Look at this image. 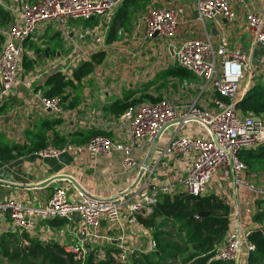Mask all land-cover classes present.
I'll return each mask as SVG.
<instances>
[{
	"label": "built area",
	"instance_id": "obj_1",
	"mask_svg": "<svg viewBox=\"0 0 264 264\" xmlns=\"http://www.w3.org/2000/svg\"><path fill=\"white\" fill-rule=\"evenodd\" d=\"M120 1L21 0L12 9L4 7L14 18L0 49V105L19 83L20 58L25 40L48 25L59 27L62 34L68 36L71 31L69 22L91 17L109 18ZM247 3V0H195L192 10L195 17L192 20L204 29L208 21L220 23L223 18L232 22L237 18L234 5L241 6L247 29L254 39L249 52L230 48L224 41L215 45L206 31L200 36L181 35L180 27L186 19L184 8L179 5H148L134 24V35H139L145 42L164 41L167 50L172 53L173 64L199 79L202 93L210 91L205 100L207 109L197 108L195 100L180 103L163 99L130 105L119 118L124 135L121 140L94 135L84 144L63 147L47 144L37 152L41 157L55 159L69 153L80 155L88 152L109 157L119 152L123 166L132 167L135 165L131 156L134 147L143 140H152L163 125L178 119L182 120L179 126L197 122L203 127V136L175 133L159 157V160H181L185 169L180 177L159 183L160 163L151 161L146 168L143 164L139 165L140 177L132 187L114 196L98 197L77 192V197L73 198L69 195V186L62 184L55 187L46 201L39 205L28 204L20 198L0 199V214L8 216L12 231L38 238L39 224L47 219L61 218L65 222L59 227L68 239L58 243L79 264H84L91 253L98 260L110 256L117 263L130 264L136 253L156 250L151 229L138 223L136 216L150 213L160 194L203 195L211 177L217 175L232 186L234 194L245 191L253 198L264 199V186L246 177V164L238 155L243 149L264 144V112L243 114L237 107L242 98V82L247 80L251 83L259 74L258 70L264 68V8L256 12ZM72 32L75 38H83L89 31ZM255 46L262 51L260 64L255 63ZM40 101L54 115L62 112L60 96L40 97ZM193 117L200 120H193ZM136 228L140 232H136ZM133 233L139 237V242H131L129 234ZM246 233L239 226L236 237L220 244L216 257L235 261L244 248L248 253L254 246L247 240ZM100 245L106 248L97 247Z\"/></svg>",
	"mask_w": 264,
	"mask_h": 264
},
{
	"label": "crops",
	"instance_id": "obj_2",
	"mask_svg": "<svg viewBox=\"0 0 264 264\" xmlns=\"http://www.w3.org/2000/svg\"><path fill=\"white\" fill-rule=\"evenodd\" d=\"M5 1L8 4H4L3 1L0 4L2 5L3 3V7L9 6L12 9L21 0ZM153 1L155 3L150 5L165 7L179 5L184 8L186 22L180 27L179 33L181 35L200 36L206 31L215 45L224 41L227 45H236V48L247 52L253 46L254 39L247 29L243 9L239 5H234V9L237 12V18L234 21L229 22L223 18L220 19V23L208 21L204 29L195 20H192L195 17L194 12H192L195 0ZM247 1L249 8L253 11L259 12L264 8V0ZM10 14L14 18L11 12ZM68 27L71 29L68 36L63 35L61 29L54 25L39 27L40 29L33 36H43L41 41H47L50 38V29L53 28L52 34H56L60 39L66 41V45L74 46L82 38H75L72 31H81L82 29L75 25L74 21L69 22ZM35 37L29 39L35 40ZM126 38L131 40L130 43L132 45L141 43L144 50L137 57L139 71L130 69L133 72L134 79L149 75L154 69L153 67L157 66L161 60L166 59L167 64L175 66L172 60V53L167 50L164 41L156 39L145 42L139 38V35H134L133 33L126 36ZM136 45L133 47H136ZM75 48L78 47L75 46ZM253 53L255 63L260 64L259 60L262 57L260 47L255 46ZM44 57L46 59L44 67L46 66V68L43 69V67V70L38 69L34 74L24 71L22 77L19 75L18 85L2 104L4 108L0 110V143L23 144L35 142L38 138H34L33 135L37 132L43 133L46 136L47 144L55 147L76 144L75 142L82 138L81 134L89 130L101 131L114 140L124 138V135H122L123 129L119 124L122 111H116V104L120 103V101L130 102L139 93V89L131 81L127 84L124 82L128 67L122 68V74H118L116 61L119 58L117 54L112 52L105 53L103 60L95 66L88 76L80 81H74L73 86L64 88L63 94L66 95V99L62 104V112L57 115H54L42 105L40 97H42V92L46 88L45 81L47 76L59 70L55 69L56 63H61L68 57L61 58L60 51H57L56 65L51 69L50 54L47 51L44 52ZM89 59L84 58L81 62ZM32 63L35 67H38L36 59L32 60ZM61 71L66 75V78H71V75L66 74L64 70L61 69ZM200 87L192 91V94H186L184 99L180 95L175 96L173 94L172 97L170 96L166 99L180 103H190L195 100L198 106L204 107L207 94L202 93ZM55 116L60 117L61 122L52 125L48 120ZM175 133L203 136L204 130L199 123L190 122L182 126L172 125L164 131L152 158V162L160 163L159 183L173 180L184 173L185 165L181 160L168 158L159 160L167 141ZM150 141V139L143 140L134 147L131 156L135 165L132 167L123 166L122 156L119 152H115L109 157L92 155L88 152H83L80 155L69 153L55 159L41 157L37 154L38 151H35L22 154L11 160L0 161V199L20 198L28 204L39 205L46 201L55 187L62 184L71 185L73 193H69V195L73 198L77 197V192L80 191L67 180L58 179L43 187L39 186L43 181L59 175L71 177L88 194L98 197L117 195L134 185L139 173V165L143 164ZM246 177L254 183L264 186V176L250 174ZM207 193L225 197L226 202L230 206L229 226L224 240L236 237L239 226L242 230L247 231L254 225L253 213L256 212L257 206L250 201L253 197L247 192L240 191L238 194H234L232 186L217 176L214 180L211 181L210 179L208 182L207 190H205V194ZM38 227L40 230H53L56 236L54 240L57 242H65L68 239L67 235L61 233L62 228L59 226L47 225L42 222ZM6 230H12L10 220L7 215L0 214V233ZM135 230L140 232L139 228ZM129 237L133 243L140 241L139 237L134 233L129 234ZM246 258L247 251L243 249L237 264H246Z\"/></svg>",
	"mask_w": 264,
	"mask_h": 264
},
{
	"label": "trees",
	"instance_id": "obj_3",
	"mask_svg": "<svg viewBox=\"0 0 264 264\" xmlns=\"http://www.w3.org/2000/svg\"><path fill=\"white\" fill-rule=\"evenodd\" d=\"M148 0H121L113 11L107 30V42L114 41L120 28L132 26L143 13ZM146 8V7H145ZM11 14L0 4V19L9 21ZM93 18V17H91ZM89 18V19H91ZM87 20V19H85ZM79 21V20H78ZM0 49L2 40L0 35ZM105 56V52H93L89 60L82 61L72 70L71 78L60 70L47 76L46 88L42 97L52 98L60 96L64 103L66 95L64 88L73 86L74 81H80L88 76ZM169 75L190 72L176 65L169 68ZM131 100L130 102L134 101ZM130 102L116 104V111L123 112ZM62 103V104H63ZM130 104V105H129ZM243 114L251 112L258 115L264 112V80H259L251 86L237 103ZM4 105L0 106V110ZM52 125L59 124L58 116L48 120ZM94 135H105L101 131L89 130L81 134L76 144H84ZM37 141L31 143H0V161L11 160L22 154L39 151L44 148L46 136L37 132L33 135ZM239 159H264V144L255 148L243 149L239 152ZM244 162V161H242ZM198 211H209V214L199 219L191 216ZM230 206L225 197L207 193L203 195L189 194H160L152 204L150 213H139L138 223L151 229L156 242V250L151 253H136L130 264H235L232 260H222L216 257L217 249L224 241L229 226ZM256 222L247 230L246 238L253 244L247 253L246 264H264V210L260 209L253 215ZM47 225L61 226L65 220L61 218L47 219ZM17 247L19 249L17 250ZM0 264H79L72 255L67 254L62 246L54 239L40 240L25 232L6 230L0 233ZM84 264H120L107 256L98 260L94 253L86 257Z\"/></svg>",
	"mask_w": 264,
	"mask_h": 264
},
{
	"label": "rangeland",
	"instance_id": "obj_4",
	"mask_svg": "<svg viewBox=\"0 0 264 264\" xmlns=\"http://www.w3.org/2000/svg\"><path fill=\"white\" fill-rule=\"evenodd\" d=\"M2 1L4 4H8L7 1L0 0V2ZM3 3L2 6H4ZM154 3L155 2L153 0H148L146 5L144 6V9L147 5ZM4 10L6 9L4 8ZM112 15L113 13L109 18L102 16L93 17L87 20L74 21L75 25H78V27H80L82 31H89L88 34L85 35L82 39H80V41H78V43H76V45L74 46L66 45V41L60 39L59 36H57L56 34H52L54 30L53 28L50 29V38H48L47 41H41L43 36H33L35 37V40H25V42L23 43V49L20 58V77L23 76L24 71L32 72V74H34L36 70H43L46 68V66L44 67L46 61L44 57L45 51L50 54V69L57 64V66H55V69H59L60 71L62 69L66 72V74L72 75V70L77 67V64H79L81 60H83L84 58H91V52L98 50L103 51L105 53L112 52L114 54H117V57L119 59L116 61V67L119 75L122 74V68L128 67L124 82L127 84L131 81L132 84L135 85L137 89H139V93L136 95L135 100L130 102L131 105L140 104L144 102H157L166 99L167 97H172V94L175 96L180 95V97L184 99L186 94H192V91H194L197 87L201 86L202 83L199 80L187 73L180 72L169 76V68H172L173 66L167 64L166 59L161 60V62H159L157 66L153 67L154 69H152L149 75H143L141 76V78L134 79L133 72L130 71V69H135L139 71V68L137 66V57L140 56V52L144 51L142 48V44L139 43L138 45H132L130 43L131 40H129V38H126V36L131 35L134 31L132 26L127 25L118 30L113 42L108 43L106 40L107 30ZM12 22V17L9 19V21H4L3 19H0V35L2 40L5 34L7 33L8 29L10 28ZM135 45L136 47H133ZM75 46L78 47L80 50L78 48H75ZM228 47L236 48V45L228 44ZM74 50H76V52H74ZM57 51H60L61 58L67 56L68 59L61 63L55 64V62L57 61ZM148 53L149 52L147 50V54ZM34 59L37 60L38 67H35L33 65L32 60ZM258 73L259 74L251 83H247L246 81L242 82V84L240 85V94H242V97L251 86L255 85L259 80H264V68H260L258 70ZM204 93L208 95L210 91L206 90L204 91ZM196 107L203 108L198 105ZM205 109H207V106L205 107ZM246 114L252 115L251 112H248ZM241 159L242 161H244L243 163L246 164L247 167L245 173L246 176H249L250 174L264 176V159H243L242 156ZM215 177L217 176L213 175L211 177V181L214 180ZM207 185L205 187V190H207ZM71 187L72 186L69 185L70 194L73 193V188ZM250 201L255 206H257L255 210L256 212H252L253 214L257 213L260 209L264 210V199L252 198L250 199ZM255 223L256 222H254V224ZM37 236L41 240L54 239L56 237L54 231L50 229H48V231L38 229ZM97 247H99L100 249L106 248L105 245H100Z\"/></svg>",
	"mask_w": 264,
	"mask_h": 264
},
{
	"label": "water",
	"instance_id": "obj_5",
	"mask_svg": "<svg viewBox=\"0 0 264 264\" xmlns=\"http://www.w3.org/2000/svg\"><path fill=\"white\" fill-rule=\"evenodd\" d=\"M193 120H196V121H199L200 119L198 117H193ZM182 122V120L178 119V120H175V121H172V122H169L165 125H163L159 131L157 132V134L155 135V137L150 141V144H149V147L147 149V152H146V156H145V159L143 161V166L146 168L150 165L151 161H152V158L154 156V153H155V150H156V147H157V144H158V141L161 137V135L164 133V131L172 126V125H178ZM140 177V173H138L134 183H136L138 181ZM58 179H63V180H67L69 181L77 190H79L81 193L83 194H88L86 193L85 191L82 190V188L71 178V177H68V176H54V177H51L45 181H43L42 183L39 184L40 187H43L47 184H50L51 182H53L54 180H58ZM209 214V211H198L196 212L195 214H193L191 216V218L193 219H199V218H202V217H205ZM19 249V247H17V250ZM238 259L237 258L235 260V264L238 263Z\"/></svg>",
	"mask_w": 264,
	"mask_h": 264
}]
</instances>
